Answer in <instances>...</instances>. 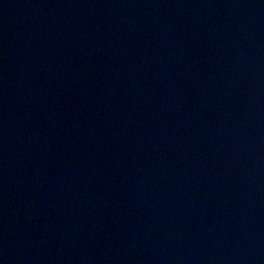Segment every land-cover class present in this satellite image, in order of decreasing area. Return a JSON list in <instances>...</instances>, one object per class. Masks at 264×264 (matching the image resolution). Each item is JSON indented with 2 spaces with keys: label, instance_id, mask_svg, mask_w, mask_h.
I'll use <instances>...</instances> for the list:
<instances>
[{
  "label": "water",
  "instance_id": "obj_1",
  "mask_svg": "<svg viewBox=\"0 0 264 264\" xmlns=\"http://www.w3.org/2000/svg\"><path fill=\"white\" fill-rule=\"evenodd\" d=\"M0 264H264V0H0Z\"/></svg>",
  "mask_w": 264,
  "mask_h": 264
}]
</instances>
